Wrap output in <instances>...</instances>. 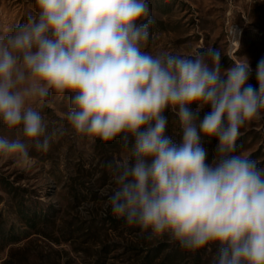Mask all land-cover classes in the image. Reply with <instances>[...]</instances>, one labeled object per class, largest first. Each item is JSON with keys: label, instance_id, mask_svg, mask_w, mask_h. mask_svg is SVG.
Returning a JSON list of instances; mask_svg holds the SVG:
<instances>
[{"label": "clouds", "instance_id": "9594fccd", "mask_svg": "<svg viewBox=\"0 0 264 264\" xmlns=\"http://www.w3.org/2000/svg\"><path fill=\"white\" fill-rule=\"evenodd\" d=\"M35 9L0 31V124L17 132L0 135V157L25 163L68 131L89 144L119 138L123 155L107 163L115 218L147 241L207 250L211 264H264V167L237 152L241 129L264 120V58L254 85L249 61L225 68L218 48L147 51L150 0H35ZM53 96L68 100L59 125L41 111ZM169 110L179 142L167 134Z\"/></svg>", "mask_w": 264, "mask_h": 264}, {"label": "rangeland", "instance_id": "374dc122", "mask_svg": "<svg viewBox=\"0 0 264 264\" xmlns=\"http://www.w3.org/2000/svg\"><path fill=\"white\" fill-rule=\"evenodd\" d=\"M150 7L155 23L147 51L191 54L218 48L225 68L249 61V83L255 85L257 62L264 58V0H150ZM35 11V0H0V31L23 23ZM49 104L42 114L59 125L67 97L53 96ZM209 110H202L201 118ZM165 115L167 134L179 142L177 118L170 110ZM241 132L237 152L249 153L264 167V120ZM0 135L14 139L17 132L0 124ZM216 145L215 139L204 142L209 163ZM122 155L119 138L89 144L68 131L46 153L33 148L25 163L0 157V264H147L150 254L152 264H160L169 251L181 252L174 264H211L207 250L186 252L167 238L147 241L138 228L112 215L107 206L113 186L107 163ZM7 184L18 189L17 198ZM19 202L49 221L27 227L17 213Z\"/></svg>", "mask_w": 264, "mask_h": 264}, {"label": "trees", "instance_id": "16d2710c", "mask_svg": "<svg viewBox=\"0 0 264 264\" xmlns=\"http://www.w3.org/2000/svg\"><path fill=\"white\" fill-rule=\"evenodd\" d=\"M7 186L9 187V189L12 187L11 184H7ZM11 189H12V191H16L14 196L17 198L19 195V194H17L18 189H15V188H11ZM17 213L19 214L23 223L29 228H36V227H38L40 222L42 224H45L49 221L47 215L46 216H43V215L40 216L36 212H31V210L27 211V208L25 207V204L23 202L17 203ZM23 234H25V233H23ZM12 237H13L12 240L16 239V236H14V234ZM179 253H181V252L169 251L168 254H166L165 257L162 259L160 264H174L175 261L177 260V258L179 257ZM151 255L152 254H150L149 257H147L145 259V261H147L146 262L147 264H152L154 261L153 259H151Z\"/></svg>", "mask_w": 264, "mask_h": 264}]
</instances>
